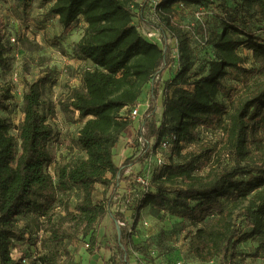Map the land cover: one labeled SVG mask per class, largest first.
Returning a JSON list of instances; mask_svg holds the SVG:
<instances>
[{"label":"trees","instance_id":"16d2710c","mask_svg":"<svg viewBox=\"0 0 264 264\" xmlns=\"http://www.w3.org/2000/svg\"><path fill=\"white\" fill-rule=\"evenodd\" d=\"M33 1L14 0V5L27 17ZM40 2L51 4L47 15L58 16L61 39L74 31L80 19L86 23L70 51L59 40L64 54L93 64L82 71L81 85L70 87L59 105L65 116L78 113L79 120H84L76 145L87 157L55 161L50 142L56 130L50 118L56 107L44 99L54 79L51 71L42 72L26 83L20 106L23 120L15 125L0 115V264H23L22 258L30 253L22 251L25 256L14 258L12 250L35 244L29 228L18 224L20 216L42 210V217L50 221L44 230L53 247L31 264H72L66 243L80 231L87 233L113 218V197L130 166L118 165L115 157L131 125L127 114L139 104L148 84H152V95L143 116L147 140L155 137L154 149L170 133L177 140L170 161L157 167L149 189L133 203L137 215L148 206L178 215L192 227L188 253L203 263L217 259L218 264H230L238 255L239 243L264 239V39L250 28L252 21L264 20V0L221 4L215 24L201 28L213 57L207 71L194 77V48L178 16L184 9L217 0H160L154 13L160 22L162 47L146 39L134 23V0ZM243 46L251 56L239 52ZM11 50L0 34V70L10 66ZM174 50L179 70L162 89L161 77L175 61ZM230 75L239 81L232 89L225 84ZM220 94L227 101L220 100ZM13 100V86L0 83V110L9 111ZM159 103L160 121L156 118ZM124 108L129 110L123 113ZM206 131L219 138L207 139ZM190 143L200 144V152L184 151ZM220 146L230 152L231 163L219 158ZM149 154L148 149L139 159ZM97 184L104 185L99 201L94 199ZM74 189L81 197L70 207L63 198ZM60 203L65 207L55 220ZM118 237L120 264H129L127 234ZM260 246L264 248V241ZM147 259L149 264H162L153 257Z\"/></svg>","mask_w":264,"mask_h":264},{"label":"rangeland","instance_id":"374dc122","mask_svg":"<svg viewBox=\"0 0 264 264\" xmlns=\"http://www.w3.org/2000/svg\"><path fill=\"white\" fill-rule=\"evenodd\" d=\"M223 2L233 5V0H217L214 3L208 2L204 5L184 9L178 16V21L188 33L195 52L194 66L191 71L192 77L204 74L208 68V61L213 57V49L209 44H206V37L201 28L207 27V29H210L215 24L216 16L222 12L221 4ZM151 3L152 0H134L133 21L146 39L153 42L158 40L156 43L162 47V33L158 27L160 22L154 16ZM36 10L38 8L35 6L30 20L29 16L25 17L21 9L15 7L14 0H0V34L4 35L5 43L12 48L8 53L10 66L7 69L0 70V83H10L14 91V100L10 110H0V115L9 117L15 125L22 121L23 113L19 110V104L26 91L27 82H32L44 71H51L54 81L46 87V90H48L46 95L54 97L56 103L59 104V101L70 88L69 85H76L79 81L78 65L76 62H71L62 52L61 42L59 41L62 27L59 22L57 20L50 21L49 26L41 29L42 27L39 26L44 12L36 14ZM250 28L264 39V20L260 22L252 21ZM84 30V23L80 19L74 28V33L70 34L69 37H62L64 41L66 40L68 48L83 34ZM150 34L151 36H149ZM168 42L173 49H176V43L170 36ZM65 48L67 49L66 46ZM239 52L242 55L251 56V51L246 46L240 48ZM173 53L175 61L161 77L162 89L179 70L176 50ZM251 63L252 59L247 63V66ZM233 77V75H230L225 78V84L230 89L239 85V81ZM146 91V98L150 102L152 93ZM218 98L227 101L223 94H220ZM143 100L144 97L142 96L139 103ZM160 105L161 103L158 104V107ZM58 115L54 113V116L50 118V123L56 130V135L50 142V150L55 161L59 164L74 161L76 156L80 154V150L76 145V135L80 124L75 115L67 117L60 112H58ZM140 127L142 128L143 125ZM141 128H139L137 135ZM12 132L17 133L16 127L12 129ZM146 133L145 128V135ZM137 135L131 138L137 149L133 155L124 161L126 164L137 165L135 168H129L130 165L123 172V183L121 188L118 189L119 192H116L113 197V213L111 211L113 218H106L87 233L83 230L80 231L72 240L68 241L66 243L69 251L68 259L72 264H120L118 235L126 232L127 238L125 241L128 244L129 264H149L147 257H153L157 263L162 264H174L177 260H183L184 264H218L217 259L209 263H203L188 253L189 231L192 227L188 226L178 215L154 208L141 210L140 214L137 215L135 205L125 202V196L129 194L127 192L131 189L129 181H133L138 185L137 178L140 175H151L158 167L155 163L147 166L146 159H139L144 156L147 143L145 145L136 143ZM211 137L207 136V139ZM212 138L213 141H216L219 137L217 133H213ZM185 146L184 151L194 149L200 152L201 149L198 143H190ZM217 148L219 158L224 163H231L230 152L223 146ZM170 156L171 152L164 151L162 154V157L168 161H170ZM103 189L104 185H96L94 191L96 201L102 199ZM80 197L81 192L74 189L72 193L64 196L63 199L66 200V204L68 202V205L72 207ZM64 207L65 204L62 203L56 207L55 220L63 213ZM116 208L123 210V217L129 226H119L117 224L116 213L118 210ZM41 211L37 210L17 218L18 224L27 226L32 237L36 240L33 245L27 243L28 246L17 247L18 251L14 253L16 258L22 256V251L42 253L53 247V243L48 239L44 230L50 221L48 216L42 217ZM263 241V238L255 237L239 243L237 246L238 255L230 264H264V248L260 246ZM87 243H90L92 247H86Z\"/></svg>","mask_w":264,"mask_h":264},{"label":"crops","instance_id":"0c3cea01","mask_svg":"<svg viewBox=\"0 0 264 264\" xmlns=\"http://www.w3.org/2000/svg\"><path fill=\"white\" fill-rule=\"evenodd\" d=\"M35 6L38 8V10L35 11L36 14H40L39 12H44L43 13V19H42L41 25L39 26V27H42L41 29L45 28L46 26H49V22L50 21L57 20L59 22L58 16H55V15H47L48 10H49V7L51 6V4L49 3V4L44 5V4H42L40 2V0H35L32 3L31 8L29 9V15H28L30 17V20H31L32 15H33V12L35 10ZM39 10H41V11H39ZM154 16H155V18H157L156 15H155V13H154ZM83 23H84V28H85L86 27V23L84 21H83ZM60 26H61V24H60ZM72 33H74V31ZM69 36H67V37H69ZM81 36H82V34L79 36L78 39H80ZM60 40L62 41L63 45L67 47V50L70 51L71 48H72V46L68 48V46L66 45L67 44L66 43V40L65 41L63 39H60ZM154 41L155 42H158V40H154ZM65 55L70 59L71 62H76V64L79 67L78 68L79 69L78 70L79 71V74H78L79 81H78V83L76 85H69V87H77V86L81 85L82 71H84V69H86L88 67H91L93 64L89 60H79V59H76V58H72L71 56H69L67 54H65ZM77 65H75V66H77ZM53 85L55 86V84H53ZM151 88H152V85L151 84H148L145 87L144 92H143V94L140 97V100H141L142 96L144 97L143 102L139 103L140 115L138 117H136V118L131 119V125L129 126V128L125 132L124 137H123V139L121 140V142L119 144V148H118V151H117V155L115 157V161H116V163L118 165H122L124 163V161L127 158H129L131 155H133L134 152H135V150L137 149L136 146H135V144L132 143L131 138L132 137H135L137 135L140 126L143 125V116H144V113L146 112V110H147V108H148V106L150 104L149 99L146 98V92H147L146 90H148L150 92V94H151L152 93ZM46 91H48V90H46ZM46 91H45V94H44V99L47 100L48 102H52L53 104H55L57 115H58V112H60L62 115H65L62 112V110L60 108V105L58 103H56L55 98L54 97L52 98V97L48 96V94L46 95ZM140 100H139V102H140ZM21 104H22V100H21L19 106H21ZM19 110H20V108H19ZM128 110H129L128 108H124L122 110V112L123 113H126ZM162 111H163V108H162V105H160L157 108V112H156V118H157L158 121H160L162 119ZM75 116L78 119V122L80 124V127L78 128V131H79V129L84 124V120H79L78 113ZM23 118H24V114H23L21 120H23ZM78 131H77V135H78ZM79 150H80V154L76 156V159L75 160H77L78 158H81V157H87V153L84 150H82L80 148H79ZM136 165L137 164L131 165L129 168H135ZM151 208L152 207L148 206L147 208H144L143 210L144 211L145 210H150ZM50 249H52V247H50Z\"/></svg>","mask_w":264,"mask_h":264},{"label":"built area","instance_id":"2783aa9c","mask_svg":"<svg viewBox=\"0 0 264 264\" xmlns=\"http://www.w3.org/2000/svg\"><path fill=\"white\" fill-rule=\"evenodd\" d=\"M159 1L160 0H152V3L150 4L151 7L154 9L157 6ZM149 36H151V34ZM12 40L15 41L14 38H12ZM127 115L131 119L138 117L140 115L139 104L132 107ZM217 132L219 135L223 134V132L221 130H218ZM205 133L207 134V136H209V137L211 136V131H206ZM176 140H177V135L175 133H170V134L164 136L161 139V141L159 142V145L154 149V145L156 144V139H155V137H151L149 140H147L144 127L141 128V131L139 132V134L137 135V137L135 139L136 143H139L141 145H145V143H147V147H146L145 151L149 149V152H150L149 156L146 158L147 166H150L151 164L155 163L158 167L161 165H164L168 162V160H166L162 157V154L164 151L170 153L174 143L176 142ZM153 157L155 160L153 159ZM49 171L51 173H53L52 167H49ZM150 177H151V175H147V174L142 175V176L140 175L137 178V182L139 183L138 185L136 183H133V181H129V183L131 184V189H129V191L127 192L129 194L125 196V202L126 203L133 204L138 199L141 198L142 194L149 189ZM122 183H123V180L121 181L118 189L121 188ZM117 192H119V190H117ZM112 205H111V211L114 208ZM116 209L118 210L116 213L117 224L119 226H129L123 217L124 216L123 210L121 208H116ZM112 213H113V211H112ZM26 245L27 244H25L24 246H26ZM86 247L90 248L92 246L90 243H87ZM17 251H18L17 247H15L12 250V255L14 258H16L14 256V253ZM39 254L40 253L33 251L30 254L25 256L23 254V252H21V255L25 256L24 258H22V263L23 264H31V262L34 259H36V257ZM174 264H184V262H183V260H177V261H175Z\"/></svg>","mask_w":264,"mask_h":264}]
</instances>
